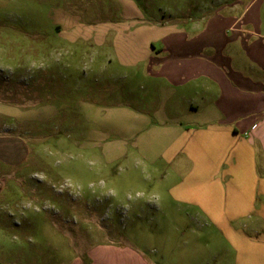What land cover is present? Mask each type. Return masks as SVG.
I'll use <instances>...</instances> for the list:
<instances>
[{
	"label": "rangeland",
	"instance_id": "374dc122",
	"mask_svg": "<svg viewBox=\"0 0 264 264\" xmlns=\"http://www.w3.org/2000/svg\"><path fill=\"white\" fill-rule=\"evenodd\" d=\"M187 1L0 0V136L15 148L0 152V263L63 264L100 244L156 264L197 262L190 231L207 224L164 202L165 166L143 164L131 146L122 154L119 133L133 120L113 109L143 100L145 86L111 44L85 41L135 4L153 20ZM254 5L264 34V0Z\"/></svg>",
	"mask_w": 264,
	"mask_h": 264
},
{
	"label": "crops",
	"instance_id": "0c3cea01",
	"mask_svg": "<svg viewBox=\"0 0 264 264\" xmlns=\"http://www.w3.org/2000/svg\"><path fill=\"white\" fill-rule=\"evenodd\" d=\"M255 1L191 0L153 20L135 4L133 15L103 21L85 38L111 44L119 66L145 86L143 100L113 109L133 120L119 133L122 154L131 146L143 164L165 166L164 202L207 224L205 234L190 231L195 264H264V34ZM12 140L0 136L3 155L15 150ZM63 264L156 263L100 244Z\"/></svg>",
	"mask_w": 264,
	"mask_h": 264
},
{
	"label": "trees",
	"instance_id": "16d2710c",
	"mask_svg": "<svg viewBox=\"0 0 264 264\" xmlns=\"http://www.w3.org/2000/svg\"><path fill=\"white\" fill-rule=\"evenodd\" d=\"M0 264H2V263H0Z\"/></svg>",
	"mask_w": 264,
	"mask_h": 264
}]
</instances>
